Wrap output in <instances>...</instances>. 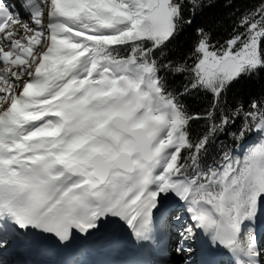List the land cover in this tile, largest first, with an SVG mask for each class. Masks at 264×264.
I'll return each mask as SVG.
<instances>
[{"label":"snow or ice","instance_id":"1","mask_svg":"<svg viewBox=\"0 0 264 264\" xmlns=\"http://www.w3.org/2000/svg\"><path fill=\"white\" fill-rule=\"evenodd\" d=\"M204 0H0V249L34 231L61 243L108 217L138 242L158 225L180 232L190 255L199 234L232 264H264V93L245 104L228 93L264 74V0L236 21L218 50L197 28L190 54L167 57ZM19 25V27H17ZM188 61H191L189 63ZM172 80L180 79L178 88ZM203 94L202 113L184 98ZM193 121L203 131L193 135ZM237 122H239L237 126ZM242 156L208 162L220 136ZM215 245V248H213ZM185 264H189L185 260Z\"/></svg>","mask_w":264,"mask_h":264},{"label":"trees","instance_id":"2","mask_svg":"<svg viewBox=\"0 0 264 264\" xmlns=\"http://www.w3.org/2000/svg\"><path fill=\"white\" fill-rule=\"evenodd\" d=\"M258 0H204V7L197 10L193 16L186 10L185 15L192 21L190 25H185L180 37L174 41L167 50V57L174 60L185 58L190 54L191 48L197 39V28L210 30L212 34V44L219 50L233 33L234 25L241 14L247 13ZM191 63V61H188ZM171 87L178 88L182 81L172 80L169 77ZM264 93V74L252 79H243L237 83L228 93L229 103L242 101L245 104L254 97H259ZM189 111L202 113L209 103V98L203 94L193 93L185 97ZM239 122H237L238 126ZM193 135L203 131V121H193L191 126ZM254 134L248 135L243 141H235L229 136H220L216 143L210 147L208 162L220 163L224 153H230L236 146L246 142Z\"/></svg>","mask_w":264,"mask_h":264},{"label":"bare ground","instance_id":"3","mask_svg":"<svg viewBox=\"0 0 264 264\" xmlns=\"http://www.w3.org/2000/svg\"><path fill=\"white\" fill-rule=\"evenodd\" d=\"M185 218V217H183ZM117 228L123 230L124 234H127L126 238L132 237L131 229H129L123 221L118 220L117 218L108 217L107 219L101 222V226L97 229L90 230V234H83L77 232L75 229L73 230V238H77L81 236L82 238L89 240V242L94 243L97 241V238L106 237V240L109 242H113L117 240L116 235L111 236V233H115ZM203 234H199L198 237L202 236ZM88 237V238H87ZM138 242V241H137ZM144 243V242H138ZM224 250L223 248H220ZM219 249V251H220Z\"/></svg>","mask_w":264,"mask_h":264},{"label":"rangeland","instance_id":"4","mask_svg":"<svg viewBox=\"0 0 264 264\" xmlns=\"http://www.w3.org/2000/svg\"><path fill=\"white\" fill-rule=\"evenodd\" d=\"M242 154H243V153L239 152V155H240V156H242ZM185 224H187V226H188V224H190V222L186 221Z\"/></svg>","mask_w":264,"mask_h":264}]
</instances>
